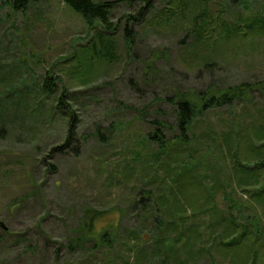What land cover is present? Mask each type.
Instances as JSON below:
<instances>
[{"label":"rangeland","instance_id":"1","mask_svg":"<svg viewBox=\"0 0 264 264\" xmlns=\"http://www.w3.org/2000/svg\"><path fill=\"white\" fill-rule=\"evenodd\" d=\"M139 8L117 1L108 57L96 37L107 32L62 0L17 10L0 0V264H176L174 245L182 264H264V0H154L131 19ZM48 70L56 86L40 95L36 79ZM63 88L65 108L56 106ZM181 93L198 105L187 143L174 140L166 163H153L157 144L145 136L178 134ZM202 97L216 103L200 112ZM182 170L181 193L170 181ZM141 191L163 221L166 194L190 205L199 237L173 244L181 230L168 226V246L150 251L159 232ZM85 208L102 215L93 237L82 226L86 242L70 249ZM232 219L251 233L233 255L215 237ZM102 232L113 250L93 248Z\"/></svg>","mask_w":264,"mask_h":264},{"label":"trees","instance_id":"2","mask_svg":"<svg viewBox=\"0 0 264 264\" xmlns=\"http://www.w3.org/2000/svg\"><path fill=\"white\" fill-rule=\"evenodd\" d=\"M10 4L11 7H13L14 9H25L27 4L32 1V0H7ZM63 3L68 6L70 9H72L73 11L77 12L78 14L81 15V17L84 19V21L86 22V24L88 26H92L94 23L98 22L99 25L104 29V32H107L106 36H104L101 32H98L96 34V37L98 38V41L100 44H102V47L106 48V55L109 57L111 53L107 51L108 49H110V47H112V44L108 43V40L111 42L112 40L106 39L107 36L109 35H113L114 34V30H115V25L112 24L111 21V11L112 9L115 7L116 3L118 0H100V1H94V0H62ZM127 1V4H133V3H140V8L138 11V15L137 16H131V19H135V20H139V16L141 15V13H143L144 11H147L152 3L154 2V0H125ZM103 31V30H102ZM123 35H124V39L130 43L131 42V37L133 35V33L131 32V29L128 28L126 25L123 28ZM105 41V42H104ZM107 44H109L108 46H106ZM106 46V47H105ZM108 47V48H107ZM37 90L39 91L40 95H46L49 92H52L54 89V86H56V78L53 76V72L51 70H48L45 72L44 76L42 77V79L37 80ZM240 86H244L240 85ZM17 88L14 87V89ZM205 94V93H204ZM184 93L179 94V98H176V100L174 101V105L176 106V127L178 129V134H176L173 138H169V139H165L164 135H162L158 129L153 128V130L151 132H148L145 136V140L147 141V143H152V140L156 141L157 144V148L156 150L151 154V157L149 158V160L153 163H158V162H163L166 163V161H164V153H166L167 150V146L171 145L170 143L173 142L174 140L183 142V143H187V135L186 132L188 131V127L191 124L194 116L196 115V111H197V103L194 102L193 100H191L188 97H184ZM65 96V90L64 88L61 90V92L58 95V98L56 100V106L59 107L60 105L64 108L66 107V103L63 100V97ZM203 96V95H202ZM227 97L223 96V100L221 102H225L224 99ZM203 101L200 105V108L198 109V111L203 112V110H205V108L207 106H213L216 102L212 100L211 97L208 98H201ZM67 115H68V126H67V131H66V139L69 140L71 137V133H73V130L75 125H74V114L72 111H69L68 109H66ZM3 128H1L2 130ZM66 143V142H65ZM65 143L60 144L56 147L61 148L62 145H65ZM173 144V143H172ZM176 159V158H175ZM182 163L180 166L185 164V159H181ZM185 169V168H184ZM179 172H173V175L171 176V183H177V188L176 191L177 192H183L186 190L185 186L186 184H189L187 182L181 181L179 180L180 175L184 176L185 178L187 177L186 174L183 172V170L178 174ZM190 180V179H189ZM201 180H190V182H194L191 186L195 185L197 187L200 186V188H204V182L202 181L200 183ZM186 183V184H185ZM171 186V184H170ZM207 191V189H206ZM142 194V196H140V201H143V205H147L148 203L145 202L147 199L149 200V191L146 193L147 196L145 197L143 195V191L140 192ZM173 194H175V191L173 192ZM149 195V196H148ZM171 193L165 195V202L166 204L169 205L167 206L168 208L170 207V209H168V213H169V217L170 219L168 221H163L161 217H158V213L157 210H154L153 207L148 206L146 211L148 213H150V217H152L155 220V229L157 230V232H159V238H155L154 237V241L152 244V248L149 249L148 247H145L143 245H138L135 244V248L140 249V251L144 252L146 251V249L148 250H152L155 248V246L158 244H161L163 247H167V237L164 235V230L168 228V226L172 229H174L175 227L179 226V229L181 230V232L178 233V236L176 237L175 240H173V244L177 243V242H181L186 246H188V242L191 241V239H194V237H199L200 232L197 231L195 232V234L193 233V228H192V224L188 223L190 221H188V219L192 216V214L189 213V206L190 205H186L188 208V212H187V208H185L184 206H181L182 208L179 209L180 206H177L175 204V201H177V199H175V195H173L174 200L171 199ZM210 196V191L206 192V196L204 197H209ZM151 197V196H150ZM151 200V199H150ZM186 202V201H185ZM184 208V209H183ZM179 209V210H178ZM181 210V211H180ZM179 211V212H178ZM183 212V214L181 215V213ZM83 220H81L79 222V225L77 228H75V232L77 233V235L75 237H73L70 242L68 243L67 247L70 249H75L76 247L82 246L83 243H85L86 241H84L82 239V226L86 227V236L92 238L93 234L95 233L94 230V222L96 220H98L99 216L102 215L101 212H95L93 210H88V209H84L83 210ZM222 219V217L220 218ZM83 221V223H82ZM218 222L222 221V220H217ZM185 226V227H184ZM110 227V226H109ZM223 230V229H222ZM251 235L250 233V229L248 228V226L246 225H242L238 222H236L235 220H229V222H227L226 226L224 227V232L221 231L216 232V236L218 239V244L223 245L226 248V252H228L230 250V252H236L238 248L242 247L243 245V241L244 239L247 238V235ZM185 235L186 237H188V240H185ZM193 235V236H192ZM191 237V238H190ZM254 237V236H253ZM190 238V239H189ZM187 239V238H186ZM93 248H98L101 246L106 247V251H111L113 250V244H114V239H112L111 237L107 236L106 232H102V234L99 236L98 241H96V238H93ZM253 242H251V248L254 247ZM76 246V247H75ZM175 246V245H174ZM171 247V250H168L169 256H171L173 258V262L176 264H182L184 261L181 260L175 252V249ZM159 248V247H157ZM207 249L204 250L208 251L209 249V245H207L206 247ZM256 248V247H255ZM257 249V248H256ZM251 250V249H250ZM251 257H252V263L254 262L255 256H257L256 254V250H252V252H250ZM110 263V262H109ZM132 263V262H131ZM129 262V260L125 261V264H131ZM246 261L243 262V264H245Z\"/></svg>","mask_w":264,"mask_h":264}]
</instances>
